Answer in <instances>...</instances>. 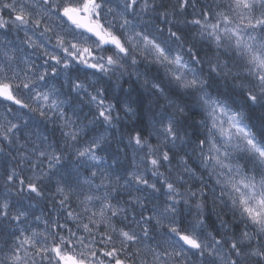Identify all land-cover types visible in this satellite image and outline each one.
Segmentation results:
<instances>
[{"label": "snow or ice", "instance_id": "snow-or-ice-1", "mask_svg": "<svg viewBox=\"0 0 264 264\" xmlns=\"http://www.w3.org/2000/svg\"><path fill=\"white\" fill-rule=\"evenodd\" d=\"M0 168V264H264V0H0Z\"/></svg>", "mask_w": 264, "mask_h": 264}, {"label": "trees", "instance_id": "trees-1", "mask_svg": "<svg viewBox=\"0 0 264 264\" xmlns=\"http://www.w3.org/2000/svg\"><path fill=\"white\" fill-rule=\"evenodd\" d=\"M189 11H191V9H189ZM140 70L142 72L145 70V65L144 64L140 65ZM150 71L152 73H155V71H156L155 67L151 68ZM161 73H162V70H161ZM103 84H104V86L106 88L109 89L110 96L111 95H115L119 99H127L128 101L130 100L129 102L136 109L135 114H129L128 116H125L124 111L122 109L118 108L117 110L120 112V119L117 122L118 126L116 128H114V129L113 128L108 129L109 133L111 134L110 137H109V140H110L109 146L111 148H109V149L107 148V153H106L109 156V162L111 160V156L116 154L117 152L119 153L120 158L123 160V158L125 156L124 143H126V140L124 141V143H118V141L120 140V132L125 127H131L132 124L135 121H138L139 118H140V121H143L144 123H147V120H148V116H147L148 113L147 112H148V108H149L148 102H147V94L140 88V82L137 81L136 77H134V76H132L131 78H129L128 76H125L122 80L119 81V87H117V81H116L115 78H113L111 80L105 78ZM108 84H111V85H108ZM86 108H84L85 110H83L82 115L83 114H87L89 112L88 107H86ZM144 117H146V118H144ZM104 127L105 126L101 125L98 130L104 131ZM47 128H48V131H44V126L41 125V131L44 132V135H49V133L52 131L53 125L49 124V125H47ZM60 135H61L60 131L57 129L56 132H55V138L59 139ZM30 147H31V145H29V148ZM128 156L130 158V156H131L130 151L128 152ZM2 173H3V169L0 168V186H2V183H3V175H2ZM27 174L30 175L31 173H27ZM57 199H59V197H57ZM25 203H27V201H25ZM41 206H43L42 203H41ZM37 214H39V210H37ZM212 219L215 220V216L214 215H212Z\"/></svg>", "mask_w": 264, "mask_h": 264}, {"label": "bare ground", "instance_id": "bare-ground-1", "mask_svg": "<svg viewBox=\"0 0 264 264\" xmlns=\"http://www.w3.org/2000/svg\"><path fill=\"white\" fill-rule=\"evenodd\" d=\"M33 59H36V57H33ZM39 62H40V61L37 60V63H39ZM140 71H141V70H140ZM134 77H135V76H134ZM134 79H135V78H134ZM103 82H104V81H103ZM108 85H111V84H108ZM137 88H138V87H137ZM139 89H140V88H139ZM127 92H128V91H127ZM129 93H130V92H129ZM139 94H140V93H139ZM144 97H145V96H144ZM142 98H143V97H142ZM133 100H134V99H133ZM129 101H130V100H129ZM145 101H146V100H145ZM141 107H142V106H141ZM144 107H145V106H144ZM85 108H86V107H85ZM142 108H143V107H142ZM86 109H87V108H86ZM138 109H139V108H138ZM84 110H85V109H84ZM141 110H142V109H141ZM145 110H146V109H145ZM145 110H144V111H145ZM154 110H155V109H154ZM84 112H85V111H84ZM142 112H143V111H142ZM140 113H141V112H140ZM147 113H148V112H147ZM139 116H140V115H139ZM139 116H138V117H139ZM145 116H146V115H145ZM147 116H148V115H147ZM142 118H143V117H142ZM144 118H146V117H144ZM137 119H138V118H137ZM138 120H140V118H139ZM144 121H145V120H144ZM123 126H124V125H123ZM99 131H100V130H99ZM101 132H103V131H101ZM117 133H118V132H117ZM45 134H46V133H45ZM115 134H116V133H115ZM118 136H119V135H118ZM118 136H117V137H118ZM115 144H116V143H115ZM112 146H113V145H112ZM109 148H111V147L109 146L108 149H109Z\"/></svg>", "mask_w": 264, "mask_h": 264}, {"label": "rangeland", "instance_id": "rangeland-1", "mask_svg": "<svg viewBox=\"0 0 264 264\" xmlns=\"http://www.w3.org/2000/svg\"><path fill=\"white\" fill-rule=\"evenodd\" d=\"M19 35L21 36V38H23V33H20ZM9 39H13L14 42L18 43V41H15V34L10 35V36H9ZM25 47H26V46H25ZM28 51H31V49H28Z\"/></svg>", "mask_w": 264, "mask_h": 264}]
</instances>
